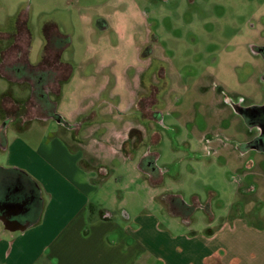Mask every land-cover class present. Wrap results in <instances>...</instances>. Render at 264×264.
Wrapping results in <instances>:
<instances>
[{
	"label": "rangeland",
	"instance_id": "rangeland-1",
	"mask_svg": "<svg viewBox=\"0 0 264 264\" xmlns=\"http://www.w3.org/2000/svg\"><path fill=\"white\" fill-rule=\"evenodd\" d=\"M51 23L71 69L59 96L56 73L20 76L9 48L24 24L37 64ZM262 48L264 0H0V140L37 148L54 111L75 120L67 152L95 176L113 263L264 254V152L248 145L261 131L237 110L264 105Z\"/></svg>",
	"mask_w": 264,
	"mask_h": 264
},
{
	"label": "crops",
	"instance_id": "crops-1",
	"mask_svg": "<svg viewBox=\"0 0 264 264\" xmlns=\"http://www.w3.org/2000/svg\"><path fill=\"white\" fill-rule=\"evenodd\" d=\"M58 114V121L47 124V137L37 148L18 134L11 141L0 140L1 149L7 153V165L0 167V186L4 188L0 192V213L26 225L23 230L11 231L0 220V264H120V260L113 263L112 258L121 254L107 247L104 240L111 231L107 220L111 219L110 214L100 211L103 220L94 219L96 208L91 192L96 187L95 176L80 168L83 157L79 161L78 153L67 152L69 146L74 147L69 136L80 145L78 135H72V131L78 132V125L69 128L75 120L66 122ZM8 173L11 180L4 178ZM22 185L34 194L32 198H20ZM25 202L26 208L19 211L17 204ZM258 234L264 245V232ZM253 247L255 250L248 257L234 248L228 264H264L262 246L260 255L255 242ZM216 263L227 264L225 258Z\"/></svg>",
	"mask_w": 264,
	"mask_h": 264
},
{
	"label": "trees",
	"instance_id": "trees-1",
	"mask_svg": "<svg viewBox=\"0 0 264 264\" xmlns=\"http://www.w3.org/2000/svg\"><path fill=\"white\" fill-rule=\"evenodd\" d=\"M23 26H25V25L21 24L20 28L18 29V34H17V36H15L16 41L14 40V44L9 47L10 51L12 52L11 55L17 57V59L15 60L17 64H21V63L27 64L29 66V68L31 66L34 69H37V71L41 72V73L48 71L53 75L55 73L58 74L57 76H56V74L54 75V79H55V84L57 83V87H60V89L58 92H56L55 90H54V92H56L55 94L57 96H59V94L61 92L62 83L66 82L71 76V69H70V65L61 59V50L62 49L54 41L55 34L58 33V31H57L58 29H57L56 24L51 23V24H47L45 26V30H44V34H45L44 37L46 39L45 45H44L43 50H42L40 61L35 65L29 64V62H28V52H29L28 49L30 46V33H29L28 29L23 27ZM46 30L48 32H50V31L52 32L50 39H49V34L47 35L48 32H46ZM19 39L21 40V42L18 43ZM49 41H50L51 47L54 46L55 49L59 48V51H60L59 55H54L53 53H51L49 51V46H48ZM15 52H17V53H15ZM49 89L51 90V93H52L54 88L51 86V87H49ZM52 101H53V104H55L54 106L56 108L57 102L54 100H52ZM263 141H264V135H259L257 138H255L253 141H251L248 145L251 147H255V148L264 152ZM12 171H17V170L12 169ZM21 173L24 174L25 172L21 171ZM24 175L29 176L26 173Z\"/></svg>",
	"mask_w": 264,
	"mask_h": 264
},
{
	"label": "flooded vegetation",
	"instance_id": "flooded-vegetation-1",
	"mask_svg": "<svg viewBox=\"0 0 264 264\" xmlns=\"http://www.w3.org/2000/svg\"><path fill=\"white\" fill-rule=\"evenodd\" d=\"M14 40L16 41V39H13V42L11 43L10 46H12L14 44ZM45 41H46V39L44 40V45H45ZM261 51L264 52V48H262ZM14 68L17 70V73H18V70H20V72H19V73H21L20 76H22V74H28L27 71L29 69V66L27 64H22L21 63V64H19V66H15ZM37 77L39 79L38 81L42 82L45 79H47V80L51 79V73L48 72V71L42 72V73L40 72L39 76H37ZM27 78H28V76H27ZM47 101H48V104L50 103V104L54 105L53 101H52V99L50 97L48 98ZM237 110L242 116H244L249 121L250 124L258 126L260 128V131H261V127L260 126H262V124H264V108H261V107H258V106H254V107H250V108L238 107ZM53 113H54L53 115H50V118H52L55 121H58L60 115L58 114L57 110L54 111ZM62 123H64V121L61 122V124ZM259 135H264V131L263 132L261 131L259 133ZM263 144H264V141H263ZM150 164L151 163H149V165ZM152 169H155V168L152 167ZM11 177L12 176L9 173L4 176V178H6L7 180H11ZM21 188H23V189H22V191H20L22 193L20 198L21 197L25 198V199H29L30 197L32 198V196L34 194L32 195V192H29L28 189L25 188V185L24 186L22 185ZM2 189H4V188H1V186H0V192L2 191ZM34 205H35V203H34ZM6 211H9V210L6 209Z\"/></svg>",
	"mask_w": 264,
	"mask_h": 264
},
{
	"label": "water",
	"instance_id": "water-1",
	"mask_svg": "<svg viewBox=\"0 0 264 264\" xmlns=\"http://www.w3.org/2000/svg\"><path fill=\"white\" fill-rule=\"evenodd\" d=\"M258 107L264 108V105L258 106ZM260 127H261V131L263 132L264 131V124H262V126H260ZM26 205H27L26 202L23 204H17V208L19 211H22L24 208H26ZM0 220H2L5 224V227L11 231L18 230V229L23 230L26 227L25 224H20L18 219H12L11 217H9L5 214L0 213Z\"/></svg>",
	"mask_w": 264,
	"mask_h": 264
}]
</instances>
